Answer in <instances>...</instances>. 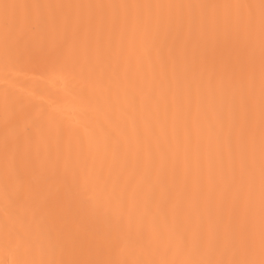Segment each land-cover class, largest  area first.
<instances>
[{
    "label": "snow or ice",
    "instance_id": "6c2138e0",
    "mask_svg": "<svg viewBox=\"0 0 264 264\" xmlns=\"http://www.w3.org/2000/svg\"><path fill=\"white\" fill-rule=\"evenodd\" d=\"M162 5L139 4H44L0 2V43L4 56L24 65H101L106 61L116 75L120 59L129 64L136 56L139 72L150 61L155 48L160 56L167 50L168 63L175 68L182 58L185 69L206 77L210 86L226 83L241 90L239 116L233 112L228 144L234 133L237 141L247 133L254 141L251 126V96L255 85L256 52L251 15L244 10L259 9L260 33V124L261 199L259 253L251 222L250 197L233 191L232 185L218 187L211 172L206 182L192 174L185 154L183 167L147 139L155 135L145 126V141L138 139L129 155L127 131L118 121L109 120L113 138L112 157L107 162L106 181L90 188L89 176L73 163L71 153L57 152L55 159L41 158L33 151L30 127L12 142L3 143L5 216L15 214L21 230L16 240L24 257L12 264H264V0L258 5H167L200 9L201 15L175 18L129 15L130 9H151ZM234 9L235 15L208 16L206 9ZM97 9L96 13L72 14L65 10ZM104 9L124 10L107 17ZM53 10H60L59 12ZM164 39L156 47V36ZM149 36L152 42L149 43ZM115 60V65L112 61ZM131 83V82H130ZM134 87V84L132 85ZM191 103V87L185 91ZM135 96H133V105ZM217 119L222 114H216ZM6 126L12 124L6 106ZM187 142V137H186ZM158 153L159 156L155 155ZM243 162L240 176L245 174ZM235 182V173L233 177ZM14 186L10 194L9 185ZM242 202V203H241ZM193 211L197 215L194 219ZM39 213V216L37 215ZM31 220L25 224V218ZM171 217V220L169 219ZM7 228V225H6ZM47 243V249L44 248ZM159 253L158 259H122L128 249ZM39 251L41 258H32ZM46 254V258H45Z\"/></svg>",
    "mask_w": 264,
    "mask_h": 264
},
{
    "label": "bare ground",
    "instance_id": "6f19581e",
    "mask_svg": "<svg viewBox=\"0 0 264 264\" xmlns=\"http://www.w3.org/2000/svg\"><path fill=\"white\" fill-rule=\"evenodd\" d=\"M0 2L44 3V4H139L162 5L151 9H130L131 15L161 16L175 18L183 15H201L200 9L166 7L167 5H225L252 4L260 0H0ZM59 12L60 10H53ZM72 14L96 13L97 9L65 10ZM107 17L120 15L124 10L104 9ZM205 15H235L234 9H206ZM245 16L251 15L254 27V45L256 52L255 85L251 96V126L254 141L248 143L247 133L244 139L237 141L228 138L230 125L235 115L239 116L241 90L239 85L226 83L223 88L210 86L206 77L185 69V61L177 59L175 68L168 63L167 50L156 55L154 48L150 61L145 60L139 72L135 70L136 56H131L129 64L120 59L116 75L106 61L101 65H24L6 60L3 45L0 43V264H12L25 258L22 247L18 246L16 232L21 226L16 222L15 214L5 216V184L3 179V143L7 136L12 142L30 127L33 135V151L39 149L41 158L55 159L57 152H70L73 163L89 176L90 188L102 187L108 180L107 162L112 157L113 138L107 133L109 120L118 121L127 131V142L131 153L138 139L145 141V126L154 129L155 135L147 139L153 148L157 140L169 158H175L183 167L185 154L191 172L200 173L206 182L209 172L215 177L218 187L232 185L233 191L242 190L250 197L252 206L251 222L254 226L256 243L255 258H260V199H261V124H260V21L259 9H245ZM164 31L156 36V47L164 39ZM152 37L149 36V43ZM115 65V60L112 61ZM131 82V83H130ZM134 84V87L132 86ZM191 87V103L185 101V91ZM133 96L135 101L133 105ZM6 106L12 124L6 126ZM222 114L217 119L216 114ZM187 137V142H186ZM155 155L159 156L158 153ZM243 162L245 174L240 176ZM235 173V182L233 177ZM11 194L14 186L9 185ZM242 203V202H241ZM39 216V213H37ZM196 211H193L194 219ZM171 220V217L169 218ZM31 220L29 214L25 224ZM7 225V228H6ZM47 249V243L44 242ZM32 258H41L34 251ZM46 258V254H45ZM122 259H158L159 253L146 250L128 249Z\"/></svg>",
    "mask_w": 264,
    "mask_h": 264
}]
</instances>
